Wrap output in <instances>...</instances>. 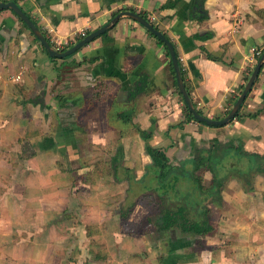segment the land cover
<instances>
[{
  "label": "crops",
  "instance_id": "1",
  "mask_svg": "<svg viewBox=\"0 0 264 264\" xmlns=\"http://www.w3.org/2000/svg\"><path fill=\"white\" fill-rule=\"evenodd\" d=\"M167 1L170 0L0 3H16L58 51L74 46L121 11L145 15L172 42L194 107L206 117L222 119L232 106L230 98L239 96V86L246 84L245 78H249L264 53V0H204L201 11L206 18L201 21L188 16L191 0H181L173 8L163 7ZM151 16H155L154 21ZM82 31L85 36L80 35ZM207 33L211 34L208 39L196 37ZM252 48L260 50L258 59H251ZM167 52L150 31L122 16L70 55L52 57L12 9H0V228L13 230L19 238L9 244L19 254L16 264H115L111 251L85 240V228L77 230L78 239L73 241L77 255L71 258L69 253L71 211L73 216L78 212L85 218L87 211L96 207L78 202L71 191L73 183L66 177L71 162L79 157L78 138L86 120L91 124L88 148L103 150L101 146L109 138L118 136L123 160L131 158L124 161L127 168L134 167L141 157L145 162L146 156V162H150L136 126L152 133L149 144L165 151L169 160L190 157L197 147L225 144L239 145L246 152L264 157V109L260 110L264 61L242 102V117L209 126L185 121L182 94L175 72L171 73ZM229 88L234 92L227 94ZM253 113L257 115H248ZM102 123L107 128L102 129ZM255 181L258 185L261 175ZM236 184L239 183L234 178L233 185L225 184L222 189L226 208L217 223L219 228H227L226 233H235L233 228H249L246 237L240 234L243 238L239 237L234 247L228 243L215 247L216 234L203 235L200 239L207 246L199 255L183 259L178 254L174 259L173 254L181 249L164 252L165 256L159 258L161 264H240L230 249H242V241L249 239L254 228L264 232V205L259 201L251 205L255 201L250 200L251 195L243 197V205H235L236 196H231L229 190H234ZM240 215L254 217L256 225L243 221ZM24 231L29 234L26 238L22 237ZM115 232L118 230L111 234ZM34 249L36 258L29 251ZM102 250L110 256L109 262L102 260ZM121 251L125 264H145L150 260L124 247ZM260 257L264 259L263 252Z\"/></svg>",
  "mask_w": 264,
  "mask_h": 264
},
{
  "label": "rangeland",
  "instance_id": "2",
  "mask_svg": "<svg viewBox=\"0 0 264 264\" xmlns=\"http://www.w3.org/2000/svg\"><path fill=\"white\" fill-rule=\"evenodd\" d=\"M194 121L195 123L202 124L200 123L201 121L199 122L196 119ZM203 123L206 125L205 122ZM112 124L115 123L112 122ZM82 126L83 130L80 131L81 136L78 138L80 151L76 154L79 155V157L77 158L76 156L75 161H73V163L71 162V166L67 169L66 177L67 180L69 179V182L73 183L71 186V191L74 192L73 197L76 198L78 202L84 203L86 207L94 205H96V207H92L89 211H87L85 218L78 212H76V215L73 216L74 213L71 211V215L69 217V233L71 243V247L69 248V253L71 254L70 257L73 258L77 255L76 252H74V249L76 248L77 250V247L74 246L75 243L73 242L78 239L77 230L85 228V237H88V240H85L87 242H92L94 245L99 244L101 247L107 248L111 251L113 253L112 256L114 257L111 260L115 264H125V262H123L124 255L121 251L122 247L127 248L128 252L131 254L136 253L141 258H150V260L145 261V264H161L159 258L165 253H173V251L169 250L170 246L168 238L162 240H156L154 238L155 226L147 221L148 217H153L158 211V198L156 193L146 191L142 186L144 185L145 187V183L148 182V177H146L147 180L145 179V168L148 164L146 162L148 160L147 157L145 156V162L143 157H141L139 162H137L134 167L129 168V172L120 169L117 171L118 174L116 175L113 173V169L111 167V157L116 152L115 149L118 146L120 138L118 136L109 138L105 144L101 146L103 150L106 149L105 151L100 149L90 150L88 148L91 144L89 143L88 135L90 130L88 126H91L89 120H86ZM105 128H107V126L102 123V129ZM97 130L98 128H94V131ZM205 148H210V145ZM217 148L219 147H216V149ZM129 159L131 158H128V160ZM128 160L124 158L121 165L126 166V162L124 161ZM180 160L182 159L173 157L170 162L171 164L176 165ZM239 165L242 168L246 166V164ZM247 167H249L248 163ZM235 175L236 173L229 171V177L224 182V185H233L235 178L239 183L234 185V190L233 188L229 190L233 194L231 196H236V198L232 197L235 200L233 201L236 203L235 205H243V202L245 201L243 200V197L251 195L250 200L255 199V201L250 202L251 205H258L259 201V203L262 204L261 206H263L264 174L256 173L251 176L250 183L248 185H245ZM258 175H261V181L258 185H256L255 177H258ZM201 176L205 186L210 184L211 177L208 171L201 172ZM181 186V190H184V187H187V184L182 182ZM237 189L240 192L242 190L243 193H235ZM223 205V201L221 204L212 203L209 205L210 218L213 223H216L217 225L215 231L210 235L216 234V237H214L215 240L213 239L216 243V245L214 244L215 247L219 244L222 246L226 243L234 247L237 243H239V237L243 238L242 235H239L243 234L245 236L249 231V228H233L235 233H226L225 230H227V228H219V223L217 222L226 208V206ZM261 211L263 214V209H261ZM125 212H127V214L123 217L122 214ZM190 215H193L192 207H190ZM94 216L98 219L97 221H99V219H101V221H94ZM227 217L229 218V216ZM229 219L231 223H234L235 220H232L231 216ZM235 219L240 221L237 218ZM240 219L243 221H250L256 225L255 220H253L254 217L250 218V216L247 217L240 215ZM259 225H261L260 222ZM117 230V233L115 232L111 234V231ZM229 230H231V228ZM254 230V233L249 232L250 236L247 241H242V245H244L242 249H230L232 254L240 261V264L242 262H245V264H259L258 259L261 260V264H264V259H261L260 257V252H263L264 254V232H259L262 231V228H254ZM10 233L15 232L13 230L9 231V228H0V256H3L0 257V264H16V259L19 258V254L13 247H11V245H9L11 242L13 243L15 241H19V238L16 233L13 236H11ZM22 235L23 238H26L29 234L24 231ZM201 236L203 235L197 236L199 244H194L192 248L188 249L186 248L188 246L182 247L179 253L173 254V258L177 259L178 254H181L183 259L193 254H196V256L199 255V252L206 249L204 247L207 246L201 241ZM80 239L82 240L81 234ZM143 242H145V247ZM211 242L213 244L212 240ZM29 251L34 254L33 257H37L35 249ZM177 251L178 250H176V252ZM100 255L103 257L102 260L109 262L108 260H110V256L108 257L104 250H102ZM138 256H136V259H138ZM104 257H107V260L104 259ZM147 258L145 260H147ZM255 258L256 260H254ZM253 260L255 263H253ZM89 261L93 260L89 259ZM219 264H221V262Z\"/></svg>",
  "mask_w": 264,
  "mask_h": 264
},
{
  "label": "trees",
  "instance_id": "3",
  "mask_svg": "<svg viewBox=\"0 0 264 264\" xmlns=\"http://www.w3.org/2000/svg\"><path fill=\"white\" fill-rule=\"evenodd\" d=\"M179 1L181 0L167 1L163 4V7L173 8ZM190 2L188 16L190 18L195 17L199 21L204 20L206 14H202L201 11L204 0H191ZM150 35L167 50L162 40L158 39L151 32ZM196 37L204 40L211 37V34L207 33L201 36L197 35ZM47 40L53 45L49 39ZM208 57L216 59L210 54H208ZM170 69L174 75L171 61ZM245 79L246 83L248 78ZM244 85L239 86L238 93H241ZM185 88L191 98L190 89L188 87ZM261 98L263 104L260 110L262 111L264 109V92H262ZM236 99V97L230 98V105H233ZM181 100L184 104L183 112L186 117L185 121L195 120L182 96ZM243 103L235 113L234 118L230 119L229 122L242 117ZM193 105L195 104L193 103ZM231 107L229 106L227 108L224 113L225 115L230 111ZM260 110L257 111L258 114L261 112ZM198 112L202 113L200 110ZM257 113L248 115L253 117ZM200 123L204 124L203 122ZM136 130L144 141L145 154L150 158V162L145 168V179L147 180L146 177H148V182L145 183V187L144 185L142 186L146 191L156 193L158 198V211L153 217H148L147 221L155 226L154 238L156 240L168 238V243L171 248H169L170 251H176L186 246L191 247L193 246V242L199 244L196 236L208 235L215 231L217 225L210 220L209 205L212 203H222V189L225 180L229 177V171L236 173L235 176L245 185L250 183V178L254 174H264L263 156L257 153L246 152L239 145L235 146L230 144L219 146L217 149L212 147H197L190 157L182 158L178 164L173 165L165 154V151L149 144L148 140L152 134L150 131L140 129L138 126H136ZM122 157L121 147L118 146L116 153L111 157V167L113 173L116 175L120 169L129 170V168L121 165ZM247 163L249 167H247ZM239 164H246V166L242 168ZM203 171H208L211 175L210 184L207 186L202 181L201 172ZM182 182L187 184L184 190H181ZM190 207H192L193 215H190ZM126 214L127 212L122 214V216L125 217Z\"/></svg>",
  "mask_w": 264,
  "mask_h": 264
},
{
  "label": "water",
  "instance_id": "4",
  "mask_svg": "<svg viewBox=\"0 0 264 264\" xmlns=\"http://www.w3.org/2000/svg\"><path fill=\"white\" fill-rule=\"evenodd\" d=\"M3 8L12 9L16 13V15L26 24V26L30 29V31L38 39L39 43L42 44V46L46 49L48 54L52 57L55 56V57H60V58H64V57L70 55L71 53H73L75 50L80 48L82 45H84L85 43H87L88 41L93 39L94 37L100 35L105 30L111 28L119 20V18H121L122 16H126V17H129L131 19H134L135 21L140 23L143 27H145L148 31H150L152 34H154L157 38H159L160 40H162L164 42V44L166 45L168 52L170 54V58L172 61L174 72H175L178 90L182 94V97L184 99V102H185L188 110L190 111V113L192 114L194 119L201 121V122H205L208 125H211V124L212 125L227 124L230 121V119L234 118L235 113L237 112L240 105L244 101L247 93L251 89L253 82H254L255 78L257 77L259 70H260V68L263 64V61H264V53H263L261 55V57L259 58V60L257 61V63L255 64L246 84L244 85V88L242 89L241 93L239 94L236 101L232 105L230 111L222 119H212V118L206 117L205 115L199 113L197 111V109L194 107V105H193V103H192V101H191V99L187 93V90L184 86V83H183V80L181 77L180 67L178 64L177 56H176L175 49H174L172 42L167 37H165V35L159 29H157L151 22H149L147 19H145L143 16H141L137 12H133L130 10L121 11L114 18H112L109 23H107L104 26H102L101 28L95 30L94 32L89 34L87 37L83 38L78 43H76L74 46H72V47H70L64 51H58L55 48H53V46L46 39L45 35L39 29V27L35 23H33V21L25 14V12L16 3H14V2H7V3L2 2V3H0V9H3Z\"/></svg>",
  "mask_w": 264,
  "mask_h": 264
},
{
  "label": "built area",
  "instance_id": "5",
  "mask_svg": "<svg viewBox=\"0 0 264 264\" xmlns=\"http://www.w3.org/2000/svg\"><path fill=\"white\" fill-rule=\"evenodd\" d=\"M154 20H155V16H151V21H154ZM80 35H81V36H85V32L82 31V32L80 33ZM259 54H260V50H259V49H257V48H252V49H251V59H252V60H254L255 57L258 56ZM233 92H234V90H233L232 88H229V89L227 90V94H230V93H233Z\"/></svg>",
  "mask_w": 264,
  "mask_h": 264
},
{
  "label": "flooded vegetation",
  "instance_id": "6",
  "mask_svg": "<svg viewBox=\"0 0 264 264\" xmlns=\"http://www.w3.org/2000/svg\"><path fill=\"white\" fill-rule=\"evenodd\" d=\"M141 129V128H140ZM140 136V135H139Z\"/></svg>",
  "mask_w": 264,
  "mask_h": 264
}]
</instances>
